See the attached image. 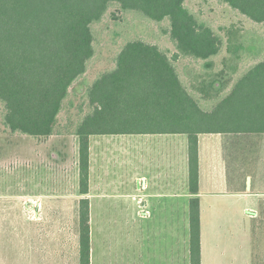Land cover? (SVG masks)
I'll list each match as a JSON object with an SVG mask.
<instances>
[{
    "label": "trees",
    "instance_id": "obj_1",
    "mask_svg": "<svg viewBox=\"0 0 264 264\" xmlns=\"http://www.w3.org/2000/svg\"><path fill=\"white\" fill-rule=\"evenodd\" d=\"M264 24V0H218ZM157 23L176 52L142 38L127 41L112 68L85 80L90 107L75 124L60 125L70 89L96 54L93 25L112 4ZM226 38L186 0H0V103L12 132L46 138L73 134L79 144V264H91L90 138L94 135L187 134L189 138L190 261L201 264L198 136L264 133V57L240 69L247 39L222 27ZM254 40L264 52V38ZM224 48L226 54H224ZM221 56V57H220ZM221 66L217 68V58ZM178 58L204 61L192 87ZM72 105V104H71ZM82 111V109H80Z\"/></svg>",
    "mask_w": 264,
    "mask_h": 264
},
{
    "label": "crops",
    "instance_id": "obj_2",
    "mask_svg": "<svg viewBox=\"0 0 264 264\" xmlns=\"http://www.w3.org/2000/svg\"><path fill=\"white\" fill-rule=\"evenodd\" d=\"M68 136L54 134L39 138L43 142L36 148L39 153L34 152L30 157L33 167L28 169V181L36 179L38 170L43 183L49 182L50 185L44 186L40 192L15 195L18 200L19 197L24 198L22 203H27L29 220L61 222L59 248L54 250L55 257L52 258L55 264H68ZM70 136L76 148L74 177L77 200L74 212L79 215V199L84 197L79 193V144L76 135ZM103 136L119 135H94L90 138V193L86 196L90 199L91 222L94 208L97 215L98 210L108 207L101 199L127 197V223L130 226L136 221L143 224L139 238L133 236L132 241L128 239L130 247H135V241H139L140 256L127 259V264H191L190 199L195 195L189 190L188 135ZM119 139L127 141V172L123 171L122 176L115 173L108 175L111 179L105 178L106 169L111 166L108 164V143ZM95 142L101 143L97 164L94 163ZM49 148L53 149V157L46 152ZM198 155L201 264H205L206 248L213 252L225 246L221 240L227 224H234L235 231L243 240H239V250L236 251V259L240 261L245 246L249 249V223L254 220L264 225V133H201L198 136ZM95 169L99 178L92 184L91 176ZM126 189L127 194H114L113 197L110 193L96 192ZM41 198L48 200V204ZM56 199L58 204H51ZM37 201L40 203L38 212ZM3 206L0 202V213L5 212ZM262 230L264 235V227ZM52 235V230L47 228L48 239ZM75 248V264H79L78 235ZM93 249L92 242V252ZM247 261L252 264L249 258ZM257 263L264 264V254Z\"/></svg>",
    "mask_w": 264,
    "mask_h": 264
},
{
    "label": "rangeland",
    "instance_id": "obj_3",
    "mask_svg": "<svg viewBox=\"0 0 264 264\" xmlns=\"http://www.w3.org/2000/svg\"><path fill=\"white\" fill-rule=\"evenodd\" d=\"M186 5L224 38H226V35L222 27L225 26H232L239 31L240 36H246L248 45L246 58L240 67L241 70L248 68L259 58L264 57V52L261 55V49L254 44V40H258L257 37L264 38V24L252 21L247 16L218 0H186ZM168 25V20L160 24L146 19L138 13L124 12L120 9L119 4H112L104 18L93 25L96 54L90 60L85 77L77 80L71 87L70 95L65 101V109L60 114V125L75 124L90 111V107L83 96L85 80L92 82L100 72L112 68L115 65L114 58L116 54L127 41L142 38L159 44L162 48L169 50L171 54L176 52L173 42L162 30ZM223 53L226 54L225 48ZM220 57L217 58V68L221 66ZM203 62L191 58H178L177 60V66L183 81L196 93L200 92L192 87V83L198 82L206 74L202 68ZM2 119L3 105L0 103V195H2L0 202L3 203V210L5 211L0 213V264H55L52 258L55 257L54 250L59 248L60 241H58V238L62 226L61 222L57 220L50 223L47 222L49 219L45 221L29 220L27 203H22L24 198L19 197L18 200L15 196L40 192L44 186L50 185L49 182L47 184L43 183L44 181L41 179L38 170L36 179L31 178L28 181V169L30 166L33 167L30 157L33 156L34 152L39 153L36 148L43 140L31 135L10 131L5 127ZM103 137H127V135ZM100 144V142H95L94 163L96 164L99 161L98 149ZM107 149L108 164L111 166L106 169L104 177L111 179L108 175L115 173L122 176L123 171L126 170L127 172V141H123V139L111 141L108 143ZM52 150V148H49L46 151L50 157H53ZM66 154L68 159L69 200L67 258L68 264H75L77 235L79 243V215L74 212L75 201L77 200L74 177L76 148L70 134ZM96 172L97 169H95L94 175L91 176L92 184L94 179L97 181L99 178ZM57 186L59 185L57 184ZM108 191L96 192L110 193L112 197L114 194H127V189L117 192H113L114 190ZM41 201L48 204L46 199L41 198ZM61 201L63 202V199ZM101 201L108 207L98 210L97 215L95 214V208L93 210V220L91 222L92 242L94 244L92 264H127V259L134 255L140 256L139 241H135L137 242L135 247L134 245L130 247L128 239L132 241L133 236L139 238L143 224L140 221H136L132 226L127 223V197L104 198ZM58 202L57 199L52 200L51 204H58ZM39 209L40 203L37 201L36 211L38 212ZM137 217L139 218L140 215H137ZM249 224L251 225L250 250L246 245L244 255H242L240 261L236 259V251L239 250V240H243L235 231V225L227 224L221 240L225 243V246H221L213 252L210 251V248H206L205 264H249L248 258L252 264H258L257 261L264 254L262 230L264 225H259L254 220ZM47 228L54 233L49 239Z\"/></svg>",
    "mask_w": 264,
    "mask_h": 264
}]
</instances>
